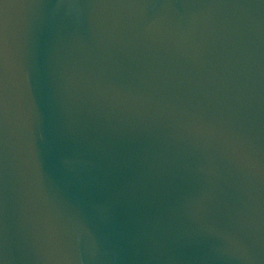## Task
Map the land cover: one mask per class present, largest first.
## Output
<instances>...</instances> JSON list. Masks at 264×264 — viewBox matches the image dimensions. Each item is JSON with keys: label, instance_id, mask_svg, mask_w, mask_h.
Segmentation results:
<instances>
[{"label": "water", "instance_id": "95a60500", "mask_svg": "<svg viewBox=\"0 0 264 264\" xmlns=\"http://www.w3.org/2000/svg\"><path fill=\"white\" fill-rule=\"evenodd\" d=\"M0 264H264V0H0Z\"/></svg>", "mask_w": 264, "mask_h": 264}]
</instances>
